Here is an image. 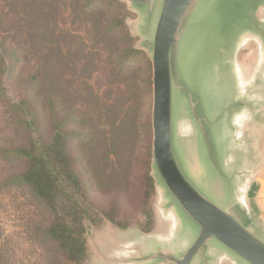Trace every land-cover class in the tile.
<instances>
[{
	"label": "rangeland",
	"instance_id": "1",
	"mask_svg": "<svg viewBox=\"0 0 264 264\" xmlns=\"http://www.w3.org/2000/svg\"><path fill=\"white\" fill-rule=\"evenodd\" d=\"M217 9L216 0L202 1L187 26L179 47L181 79L194 41L203 37L201 27L206 38L218 25ZM136 17L121 0H0V154L41 143L74 173L86 170L81 203L93 218L83 221L85 257L79 264H107L97 250L106 254L138 234L169 231L151 177L152 67L128 26ZM256 55L249 42L236 62L250 72ZM6 104L17 106L20 124ZM246 128L254 160L247 205L264 229V112ZM2 157L0 264H50L51 247L39 237L53 224V207L60 210L62 198L39 207L26 190L7 186L27 164ZM113 171L121 174L116 178Z\"/></svg>",
	"mask_w": 264,
	"mask_h": 264
},
{
	"label": "water",
	"instance_id": "2",
	"mask_svg": "<svg viewBox=\"0 0 264 264\" xmlns=\"http://www.w3.org/2000/svg\"><path fill=\"white\" fill-rule=\"evenodd\" d=\"M121 1L151 61V177L169 231L98 255L107 264H264V229L247 205L254 160L245 135L264 112V0H216L218 25L206 38L201 27L182 79L179 47L204 0ZM249 42L257 46L250 72L236 62Z\"/></svg>",
	"mask_w": 264,
	"mask_h": 264
},
{
	"label": "trees",
	"instance_id": "3",
	"mask_svg": "<svg viewBox=\"0 0 264 264\" xmlns=\"http://www.w3.org/2000/svg\"><path fill=\"white\" fill-rule=\"evenodd\" d=\"M10 115L15 122L20 124L17 113V106L8 105ZM114 152V151H112ZM147 147V153H149ZM52 153V152H50ZM112 155L117 156L116 153ZM0 156L8 161H24L27 164L26 169L12 177L5 184L16 189H24L28 192L30 198L39 207H44L48 201H53L58 196L62 201L59 210L56 205L53 207V224H50L46 230L40 234L41 244L45 247L50 246L52 257L50 264H79L85 257L84 233L85 227L83 221L92 222V215L85 207V203H81L84 195L81 191L86 187V182L80 181L82 172L74 173L69 163H61L54 155L48 154L46 147L41 143L31 144L27 147H17L11 152L0 154ZM111 159L109 163H114ZM115 167V165H114ZM121 173L112 172L117 178ZM99 175H94L96 179ZM91 181V179H90ZM122 185L118 184L116 191ZM99 215L98 213L94 216ZM104 216L103 213H100ZM113 222V220L109 219Z\"/></svg>",
	"mask_w": 264,
	"mask_h": 264
}]
</instances>
